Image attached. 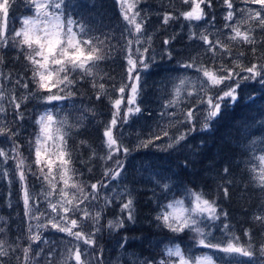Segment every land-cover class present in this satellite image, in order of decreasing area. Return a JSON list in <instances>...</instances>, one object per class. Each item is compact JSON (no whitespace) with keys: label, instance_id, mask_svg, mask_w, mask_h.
I'll return each instance as SVG.
<instances>
[{"label":"snow or ice","instance_id":"6c2138e0","mask_svg":"<svg viewBox=\"0 0 264 264\" xmlns=\"http://www.w3.org/2000/svg\"><path fill=\"white\" fill-rule=\"evenodd\" d=\"M239 2L244 7H237V0H215V3L214 0H179L187 6V10H180L174 7V0H168V7L174 10L157 13L162 17L161 27L166 28L181 18L186 23L187 39L193 42L195 54H190L180 67L185 73L194 70L197 75L195 79L187 74L176 78L159 113L164 123L157 121L155 127L150 126L146 137L137 132V143L129 147L124 142V125L142 113L138 103L143 92L142 72L151 67L150 60H155L153 36L147 34L146 27L151 13L139 8L142 0H115L122 18L118 39L112 32L93 34L86 22L67 14L66 0H26L31 13L22 18L19 28H10L9 13L15 0H0V137L9 145L0 147V180H6L9 188L13 183L18 184V203L22 202L26 222V235L17 236V242L9 244L8 222L0 216L5 221L0 227L3 234L0 264H7L3 258L10 257L9 249L13 254L21 253L15 255L18 264H41V257L43 264H54L58 248L62 258L55 264H104V248L99 244L103 229H122L125 221L135 222L132 192L124 185L116 193L117 186L108 183L122 177L126 158L133 151L149 147L177 150L194 133L210 131L223 110L238 102L242 86L249 82L264 85V0ZM217 5L223 9L222 29L216 28ZM175 39L172 35L162 41L169 60L173 53L167 46ZM237 45L250 47L247 52L238 48L234 54L233 47ZM8 48L16 50L17 60L22 57L26 62L23 71L3 70L4 50ZM118 59L124 63L117 82L101 66L107 67ZM83 81L89 83L96 100L104 97L111 105V118L103 124L104 154L98 155L93 149L89 156V161H102L104 168L96 182L81 179L84 174L75 167L77 149L69 145L73 132L83 126V117L70 123L67 116H58L54 107L45 108L34 118L36 131L28 140L29 154L34 159L29 160L21 151L23 122L30 118L27 104L35 101L53 105L70 100L77 95V85ZM87 111L96 115L94 109ZM165 138V143H156ZM80 146L91 148L84 140ZM255 160L257 163L248 169L249 186L264 194V154ZM9 161L13 162L11 167ZM88 172H92V167H88ZM223 173L221 179L225 184L218 185V190L228 199L230 191L226 185L234 181L227 179L229 168H224ZM30 176L34 178L31 181ZM164 179L161 177L155 183L162 191H170L169 184L162 182ZM104 189L116 194H102ZM185 194L186 200L173 197L161 204L154 218L173 234L192 233L193 247L204 251L192 253L179 244L165 245L160 259L142 262L137 259L132 264H237L231 258L254 256L252 228L236 235L232 226L224 222L228 213L219 208L216 199L193 189H186ZM114 204L118 205L119 214L102 224L105 213ZM7 206L13 207L10 200ZM32 221L37 223L33 225ZM216 221L221 222L219 227ZM253 221L264 234V204L260 205L258 214H253ZM212 228H217L220 235H214ZM48 231L62 233L64 237L49 240L44 235ZM21 239H26V245L18 242ZM42 244L47 247H41ZM126 244L127 237L117 241L119 248H125ZM259 253L264 256V240L260 242Z\"/></svg>","mask_w":264,"mask_h":264},{"label":"trees","instance_id":"16d2710c","mask_svg":"<svg viewBox=\"0 0 264 264\" xmlns=\"http://www.w3.org/2000/svg\"><path fill=\"white\" fill-rule=\"evenodd\" d=\"M215 3V0H214ZM66 12L86 22L92 28L93 34L114 33L118 39L120 36L119 26L122 24V18L119 13L115 0H66ZM237 7H244L237 0ZM174 7L180 10H187V6L174 0ZM250 7H259L250 5ZM139 8L151 13L149 23L146 25L147 34L153 36L152 55L154 61H149L151 67L142 72L143 92L138 100L142 113L133 117L130 124L124 125L125 143L133 147L137 143V132L146 137L150 126L155 127V123L160 121L159 113L161 106L169 97L173 83L176 78L187 74L193 79L196 77L194 70H185L180 67V63L186 61L190 54L195 51L191 46L192 41L187 39V25L182 18L179 21L171 23L169 26L161 27V16L157 13L163 11H173L168 7V0H142ZM207 11V9H206ZM216 28H223V9L217 5L215 8ZM31 9L26 0H15L9 13L10 28H19L20 22L25 15H29ZM204 24V22H200ZM184 25L182 28L181 25ZM228 32V29H223ZM172 35L176 39L171 45L167 46L173 53V58L168 59L165 47L162 41ZM122 42V41H121ZM115 43V40H113ZM250 46L237 45L233 47V53L239 49L245 50ZM6 63L3 70L5 72H21L24 69L25 61L21 57L16 59L15 49L8 48L4 50ZM250 56V53H248ZM208 63L207 59L205 60ZM248 62L247 60L245 61ZM121 60L115 63L109 62L108 66L102 65L105 71L120 80L123 69ZM30 75V73H26ZM11 87V85H8ZM240 96L235 105L227 106L221 116L214 122L210 131L196 132L177 150L160 151L156 147H149L139 151H133L125 160V172L122 177L116 181H108L110 185L117 186L119 192L124 185L132 192L135 204V222L125 221V227L122 229L110 230L105 227L99 237V243L104 248V264H132L137 259L144 261L146 259H160L165 245L179 244L182 249H190L192 253H197L200 249L192 250L194 241L189 233L179 235L169 232L166 228L158 225L155 216L160 211V205L166 204L173 197L187 199L186 189L203 191L209 198L216 199L219 208L228 213L225 223L232 226V231L236 235H242L246 228L253 229V251L252 258L233 257L237 264H262L264 256L259 253L261 240H264V234L259 231V226L253 221V214L260 212V205L264 204V194L260 193L258 188L250 187V173L248 169L257 161L256 156L264 154V85L257 82H249L239 90ZM115 93L113 96L115 97ZM58 116L65 114L70 123H76L83 117L82 124L77 131L73 132L69 145L76 148L75 167L83 172L82 180L96 182L103 175L102 161L93 159L89 161L91 150H95L98 155H103L102 132L103 124L111 118V105L108 100L102 97L96 100L93 90L87 81L77 85V95L70 100L54 102L53 105H42L35 101L27 104L30 117L23 122L20 142L23 147L21 151L29 160L34 159L29 154L28 140L36 131L33 123L38 113L45 108H53ZM24 105H22V109ZM87 109H94L96 115L93 116ZM87 141L89 147L80 146V141ZM157 141V144L165 143ZM255 141V143H253ZM3 137H0V147H7ZM84 161V163H81ZM111 162H109V165ZM13 165L8 162V167ZM186 165V166H185ZM2 167V165H0ZM88 167H92V172H88ZM224 168L230 169L227 175L228 180L234 181L229 187L230 196L225 199L218 190V185H224L225 181L221 177L225 176ZM165 178L162 182L169 184L170 191L164 192L155 183V180ZM29 177V180H33ZM38 187V185H37ZM12 195L9 197V192ZM9 200L13 207L7 206ZM18 184L13 183L9 188L6 180H0V216L7 219V239L9 244L17 242V236L26 235L23 219V205L19 202ZM119 214V207L114 204L106 213L102 224L107 220L114 219ZM219 227L221 222L216 221ZM5 221L0 219V227H3ZM111 231L108 233L106 230ZM207 230V229H206ZM214 235L219 236L217 228H212ZM3 234H0L2 236ZM127 237L125 248L117 247V241ZM244 239H247L246 237ZM22 246L26 245V239L18 241ZM202 250V249H201ZM60 251V249H59ZM61 252V251H60ZM10 257L3 258L7 264H18L15 255H21L19 251L13 254L9 249ZM59 254V253H58ZM60 256L56 255V259ZM41 260L43 258L41 257Z\"/></svg>","mask_w":264,"mask_h":264},{"label":"rangeland","instance_id":"374dc122","mask_svg":"<svg viewBox=\"0 0 264 264\" xmlns=\"http://www.w3.org/2000/svg\"><path fill=\"white\" fill-rule=\"evenodd\" d=\"M67 14H69V15H71V12H68ZM27 15H25L24 17H26ZM72 16V15H71ZM23 17V18H24ZM195 79V78H194ZM43 111V110H42ZM55 111V110H54ZM57 114V113H56ZM58 115V114H57ZM62 116H66L65 114H62ZM161 121V120H160ZM161 122H164V121H161ZM110 193V190L109 189H104L103 190V193L102 194H109ZM116 193H119V189H117L116 188ZM116 193H110V194H112V195H115ZM54 200H55V197L53 198ZM180 199H185L186 200V198L185 197H183V198H180ZM101 203H102V201H101ZM41 207H44V205H41ZM33 225L35 224V223H37L36 221H32L31 222ZM207 223V222H206ZM110 230H112V229H110ZM108 233H110L111 231H109L108 229L106 230ZM102 234V233H101ZM44 235H45V237H47L49 240H53V239H57V238H60V237H64V234H62V233H56V232H54V231H48V232H45L44 233ZM189 236H191V238H192V236H193V234L192 233H189ZM65 239H70V238H66L65 237ZM194 241V240H193ZM101 243V242H100ZM99 243V244H100ZM195 243V242H194ZM101 245V244H100ZM170 246V245H169ZM172 246V245H171ZM41 247H47V246H45V245H41ZM59 249L60 248H58L57 249V252L54 254V264H55V261H57V260H60L62 257H61V255H60V251H61V249H60V251H59ZM194 249H195V247H193L192 248V250H193V252H194ZM201 251H204V250H199L197 253H199V252H201ZM59 253V254H58ZM56 255H59L60 256V258L59 259H56ZM43 258V257H42ZM43 260H44V258H43ZM43 260H41V264H43Z\"/></svg>","mask_w":264,"mask_h":264}]
</instances>
